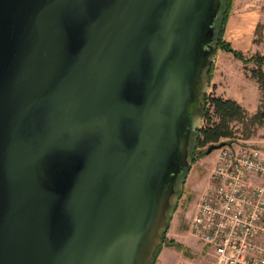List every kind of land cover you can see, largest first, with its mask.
<instances>
[{
  "label": "water",
  "instance_id": "water-1",
  "mask_svg": "<svg viewBox=\"0 0 264 264\" xmlns=\"http://www.w3.org/2000/svg\"><path fill=\"white\" fill-rule=\"evenodd\" d=\"M220 2L0 0V264L149 263Z\"/></svg>",
  "mask_w": 264,
  "mask_h": 264
},
{
  "label": "built area",
  "instance_id": "built-area-1",
  "mask_svg": "<svg viewBox=\"0 0 264 264\" xmlns=\"http://www.w3.org/2000/svg\"><path fill=\"white\" fill-rule=\"evenodd\" d=\"M217 149L188 221L206 261L174 264H264V145L230 139Z\"/></svg>",
  "mask_w": 264,
  "mask_h": 264
},
{
  "label": "rangeland",
  "instance_id": "rangeland-1",
  "mask_svg": "<svg viewBox=\"0 0 264 264\" xmlns=\"http://www.w3.org/2000/svg\"><path fill=\"white\" fill-rule=\"evenodd\" d=\"M254 43L258 45L261 44L260 49L264 51V11L263 17L255 27ZM256 51L259 52L260 50L257 49ZM254 52L248 51L244 53L249 55ZM254 65L253 62H248L246 64L248 68ZM244 71L245 73H249L248 70L244 69ZM211 84L210 78L207 92H213ZM254 89L255 90H253L252 94L249 95L251 97L249 104H253L251 102L255 99L257 100V105L253 110H248L251 113L257 110L261 100L260 88L258 99H256V87H254ZM232 126L234 129V137L236 139L247 140L252 143L264 145V118H261L260 121L247 122L246 124L234 121L232 122ZM205 147L206 146H204V148ZM216 151L217 149H212L209 153H204L203 155L198 156V158H196L190 165L184 176V180L179 179L175 192L170 197L171 205L167 209L168 224L164 236L166 239L180 242L182 247L178 248L175 245H169L163 242L152 264H174L183 257L190 258L193 261H206V248L197 237L189 233L188 221L196 207L202 191L208 183V175L214 162Z\"/></svg>",
  "mask_w": 264,
  "mask_h": 264
},
{
  "label": "trees",
  "instance_id": "trees-1",
  "mask_svg": "<svg viewBox=\"0 0 264 264\" xmlns=\"http://www.w3.org/2000/svg\"><path fill=\"white\" fill-rule=\"evenodd\" d=\"M231 4L232 0H221L220 2L219 11L216 17L213 42L216 43V50L221 48L231 51L234 56L243 61L244 69L248 70L250 76L255 78L258 82V86L261 90V100L257 110L251 113L247 108L233 98L223 97L213 92L202 93L200 95V112L203 120L201 125L191 133L188 144V157L191 164L196 158H198V156L206 153V147L209 144L221 141L227 142L230 139L235 138L232 122L239 121L246 124L247 122H256L260 121L261 118H264V54L256 51L246 55L244 52L234 48L230 41L224 38L225 24L230 13ZM248 62H253L255 65L248 68L246 66ZM212 70L213 62L208 67H205L202 72L203 78L208 82V84L211 78ZM204 146L206 147L204 148ZM190 165L186 166L183 172L177 177L175 188L177 187L179 179L184 180V176L186 175ZM167 224L168 213L165 224L160 231L162 241L157 246L153 257L148 264L153 263L163 242L169 245H175L178 248L182 247L180 242L166 239L164 236Z\"/></svg>",
  "mask_w": 264,
  "mask_h": 264
},
{
  "label": "crops",
  "instance_id": "crops-1",
  "mask_svg": "<svg viewBox=\"0 0 264 264\" xmlns=\"http://www.w3.org/2000/svg\"><path fill=\"white\" fill-rule=\"evenodd\" d=\"M264 0H232L230 13L227 17L224 38L242 52H259L261 44L254 43L255 27L263 17ZM243 61L231 51L218 48L215 50L211 88L213 93L237 100L248 110H253L257 100L249 104L254 87L258 99L259 87L255 78L245 73ZM255 95V97H256ZM256 102V103H255Z\"/></svg>",
  "mask_w": 264,
  "mask_h": 264
}]
</instances>
